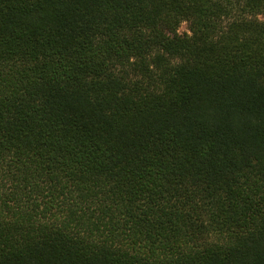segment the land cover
<instances>
[{
	"label": "trees",
	"instance_id": "16d2710c",
	"mask_svg": "<svg viewBox=\"0 0 264 264\" xmlns=\"http://www.w3.org/2000/svg\"><path fill=\"white\" fill-rule=\"evenodd\" d=\"M0 264H264V0H0Z\"/></svg>",
	"mask_w": 264,
	"mask_h": 264
},
{
	"label": "rangeland",
	"instance_id": "374dc122",
	"mask_svg": "<svg viewBox=\"0 0 264 264\" xmlns=\"http://www.w3.org/2000/svg\"><path fill=\"white\" fill-rule=\"evenodd\" d=\"M180 31H181V33H187V32H189L188 25L187 24L182 25Z\"/></svg>",
	"mask_w": 264,
	"mask_h": 264
}]
</instances>
